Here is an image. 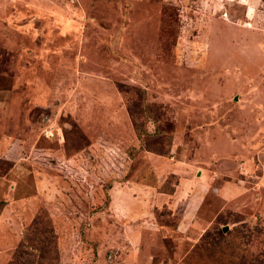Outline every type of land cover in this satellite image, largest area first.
<instances>
[{
    "label": "rangeland",
    "instance_id": "374dc122",
    "mask_svg": "<svg viewBox=\"0 0 264 264\" xmlns=\"http://www.w3.org/2000/svg\"><path fill=\"white\" fill-rule=\"evenodd\" d=\"M191 263L264 264V0H0V264Z\"/></svg>",
    "mask_w": 264,
    "mask_h": 264
},
{
    "label": "trees",
    "instance_id": "16d2710c",
    "mask_svg": "<svg viewBox=\"0 0 264 264\" xmlns=\"http://www.w3.org/2000/svg\"><path fill=\"white\" fill-rule=\"evenodd\" d=\"M191 264H196V263H191Z\"/></svg>",
    "mask_w": 264,
    "mask_h": 264
},
{
    "label": "bare ground",
    "instance_id": "6f19581e",
    "mask_svg": "<svg viewBox=\"0 0 264 264\" xmlns=\"http://www.w3.org/2000/svg\"><path fill=\"white\" fill-rule=\"evenodd\" d=\"M259 22V21H258Z\"/></svg>",
    "mask_w": 264,
    "mask_h": 264
}]
</instances>
